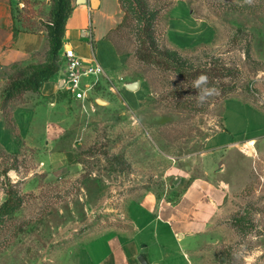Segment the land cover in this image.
Masks as SVG:
<instances>
[{
	"label": "rangeland",
	"instance_id": "obj_1",
	"mask_svg": "<svg viewBox=\"0 0 264 264\" xmlns=\"http://www.w3.org/2000/svg\"><path fill=\"white\" fill-rule=\"evenodd\" d=\"M39 1L17 24L48 34L53 0ZM120 2L112 39L126 57L122 78L99 83L85 106L62 93L66 114L56 130L28 131L20 146L0 148V208L10 196L21 201L0 217V264H98L115 230L130 229L132 203L150 191L176 199L171 186L208 170L222 171L227 194L197 244L195 264H246V256L264 253V0ZM145 12L155 13L158 48L177 51L189 68L228 74L209 79L219 95L199 103L193 80L138 59L147 35L137 16ZM47 57L32 66H45ZM32 71L0 69L5 91ZM136 82L137 89L127 87ZM227 126L244 132L210 148L208 140ZM254 264H264V254Z\"/></svg>",
	"mask_w": 264,
	"mask_h": 264
},
{
	"label": "crops",
	"instance_id": "obj_2",
	"mask_svg": "<svg viewBox=\"0 0 264 264\" xmlns=\"http://www.w3.org/2000/svg\"><path fill=\"white\" fill-rule=\"evenodd\" d=\"M24 1L27 7L21 10L15 0H0V69H22L41 65L46 60L48 34L23 31L16 20L17 10L33 12L41 3L39 0ZM70 2L72 9L66 22L63 45L73 48L85 60H98L106 72L100 83L113 86L114 79L122 78L126 63L125 55L119 53L112 39V31L123 11L120 0H97L96 6L92 5V0ZM95 17L102 25L100 32H97ZM89 24L94 30L92 43L82 35V30ZM7 80L0 78V148L9 151L11 146L23 144L21 134L25 132L56 130L66 114L60 95L67 91L63 88L61 74L57 73L39 91H27L23 96V99L36 98L35 102L23 103L21 98L8 101ZM241 132L244 131H234L227 126L208 140L209 147L229 146ZM72 158L65 154L64 159ZM205 174L180 179L178 184L171 186L170 193H179L176 199H160L150 191L140 201L132 203L130 229L115 230L107 239L108 250L98 264H140L138 257L143 249L147 250L149 264H186L184 255L192 258L191 262L195 264L197 244L220 212L228 186L222 171L213 174L208 170Z\"/></svg>",
	"mask_w": 264,
	"mask_h": 264
},
{
	"label": "trees",
	"instance_id": "obj_3",
	"mask_svg": "<svg viewBox=\"0 0 264 264\" xmlns=\"http://www.w3.org/2000/svg\"><path fill=\"white\" fill-rule=\"evenodd\" d=\"M71 9L72 7L70 0H53L51 22L47 27L49 42L47 64L43 67L29 66L33 69L31 76L22 82L14 84L13 88H8L6 91V100L9 101L10 99L19 98L21 97V94L27 91H39L40 87L45 82H47L52 76L59 72L60 69L57 65V59L63 48L66 22L71 13ZM128 9L133 12L135 11V7L132 3H129ZM17 12L18 14H21L19 10H17ZM137 17L140 24L144 22L146 26L144 28L147 37L141 38L142 40L140 42V49L137 52L138 59L142 62L146 64H152L166 71H172L185 80H194L195 77L200 73L208 75L209 79L225 78L228 75L226 72L218 71L214 72V75L212 76L210 74L212 71L211 69L206 70L201 68H189L177 51L169 49L161 50L158 48L157 44H155L156 42L153 36L155 13L145 12L138 15ZM147 43H149V47L147 46ZM20 206L21 201H13L11 200L10 196L4 206L0 208V217L4 218L13 215Z\"/></svg>",
	"mask_w": 264,
	"mask_h": 264
},
{
	"label": "built area",
	"instance_id": "obj_4",
	"mask_svg": "<svg viewBox=\"0 0 264 264\" xmlns=\"http://www.w3.org/2000/svg\"><path fill=\"white\" fill-rule=\"evenodd\" d=\"M15 1L19 9L25 8L24 0ZM82 35L87 42L92 43L94 41L93 26L89 24L85 27ZM59 55L62 62L59 74L62 76L63 88L85 106L91 102L95 87L106 74L103 66L96 59L88 61L81 58L73 48H66L64 45ZM91 108L95 109V106L91 104Z\"/></svg>",
	"mask_w": 264,
	"mask_h": 264
},
{
	"label": "clouds",
	"instance_id": "obj_5",
	"mask_svg": "<svg viewBox=\"0 0 264 264\" xmlns=\"http://www.w3.org/2000/svg\"><path fill=\"white\" fill-rule=\"evenodd\" d=\"M252 0H245V3H251ZM192 88L197 90L196 98L199 103H204L209 97L219 95V90L215 87H209V77L204 73H200L193 80ZM260 250H256L252 255L246 256V264H254L255 259L262 255Z\"/></svg>",
	"mask_w": 264,
	"mask_h": 264
},
{
	"label": "water",
	"instance_id": "obj_6",
	"mask_svg": "<svg viewBox=\"0 0 264 264\" xmlns=\"http://www.w3.org/2000/svg\"><path fill=\"white\" fill-rule=\"evenodd\" d=\"M80 2H85V0H79ZM97 0H92V5L96 6ZM127 87H129L130 89L134 90L137 89L139 87V83H132L127 85ZM146 249H143L140 256L138 257V261L140 262V264H149L147 257H146Z\"/></svg>",
	"mask_w": 264,
	"mask_h": 264
}]
</instances>
